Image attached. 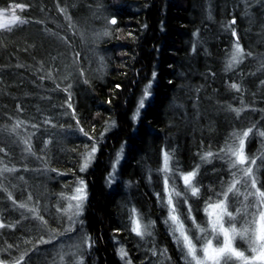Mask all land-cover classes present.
<instances>
[{"label": "trees", "instance_id": "trees-1", "mask_svg": "<svg viewBox=\"0 0 264 264\" xmlns=\"http://www.w3.org/2000/svg\"><path fill=\"white\" fill-rule=\"evenodd\" d=\"M13 7L24 22L0 28V261L190 264L162 203L161 160L170 154L173 178L197 173L199 195L174 198L186 229L236 178L228 149L248 129L264 191V0H0ZM77 181L87 198L73 219Z\"/></svg>", "mask_w": 264, "mask_h": 264}, {"label": "snow or ice", "instance_id": "snow-or-ice-1", "mask_svg": "<svg viewBox=\"0 0 264 264\" xmlns=\"http://www.w3.org/2000/svg\"><path fill=\"white\" fill-rule=\"evenodd\" d=\"M21 11H23V8H21ZM6 12L4 10H0V16H5ZM23 19L21 17H17L15 21H8L6 23L0 24V28L2 27H8L12 23H23ZM112 24L116 23L115 19H112L110 21ZM234 23V21H233ZM107 33H105L106 35ZM235 35V32L233 33ZM243 56V50L239 46V44H236L234 46V51L232 53L231 59L229 60V67H234L235 64H237L240 59ZM153 78H155V73L153 74ZM151 87V82L149 83L148 87L144 89V98L141 99L139 102V108L137 109V116L140 114V111L145 107V100L149 97V88ZM233 88H236L237 85L233 84ZM237 111V114H239V110ZM252 129H248L247 131L243 132V136L239 139V148L236 149L234 146L229 149L231 154L236 157V161L240 164L245 163V158L243 155L244 152V145H245V139L250 134ZM261 136H264V132L260 133ZM223 151V150H222ZM96 152L95 146L92 147L91 153L89 154V157L91 158L92 155ZM121 152H123V149H121ZM212 153L208 152L204 157H202L203 160H208L210 157H212ZM120 155L117 156V163L119 162ZM171 159V156L168 152H164L163 154V167L161 171L165 174L164 175V194L166 196V201L162 200V203L166 202L168 207V221L171 222L172 231L173 234L179 233V237L177 238V242L182 239L185 248L187 249L188 254L191 256L192 260L195 261V264H205L204 260L198 259L196 255V249L193 245L192 241L189 238V235L186 234L184 229V224L182 223L180 216L177 215V207L179 202L174 203V198L180 197L181 192L177 191L176 188L170 187V180L171 177L169 175L170 168H169V161ZM252 163H255V161H252ZM87 167V165H85ZM230 167L235 168V163H230ZM83 171V169H81ZM116 171V164H113L112 166V172L115 173ZM248 173H251V169L247 170ZM196 171H189L186 174H183L181 179L183 181V184L186 189H190L192 196H198L200 189L195 185V178H196ZM111 181V176H110ZM257 179L254 178L252 181V188L256 189L255 193L248 192V196L255 195L257 197V201L259 204L264 205V191H261L259 188H257ZM172 184H175V181H172ZM80 187L76 190L77 195L73 196L72 199L78 201V203L75 205L76 213L79 214L83 202L87 198V192H86V186L84 185V182H80ZM233 189L229 187L228 192H231ZM159 197V194H157ZM225 197H227V193H225ZM247 198V197H246ZM187 203V199L184 201ZM71 207V206H70ZM209 208L213 211H208L209 217H215L214 220L210 219V223L212 226L213 232H218L223 235V245L217 248H213V241L211 239L207 240L206 246L203 248V256L205 260L210 261L211 264H221L223 261V264H229V261H231L233 258L239 260L241 264H264V211H261L259 213V220L257 221L258 229L255 235V240L250 241V245H256L251 247V251L253 255L246 256L245 251L237 250V248L233 247V241L236 238L237 235H239L241 238H245L247 229L241 232H237V230L232 227L230 229H226L223 225V219L225 216L229 217V220L232 219V213L228 211L227 205L224 201H220L215 204L209 205ZM218 210V211H216ZM133 215L131 219L132 224V231L136 233L137 235L143 236L145 234V231L142 230L141 227V217H138L136 214V209L132 210ZM189 212H191V208H189ZM166 221V222H168ZM195 223V221H194ZM203 231V229H201ZM119 254L121 258L123 259L127 253L125 249L122 247L119 249Z\"/></svg>", "mask_w": 264, "mask_h": 264}, {"label": "rangeland", "instance_id": "rangeland-1", "mask_svg": "<svg viewBox=\"0 0 264 264\" xmlns=\"http://www.w3.org/2000/svg\"><path fill=\"white\" fill-rule=\"evenodd\" d=\"M17 10H18L17 7L8 8V10L4 9V11L6 12V15L0 16V24L6 23L7 20L8 21H15L16 20L15 19V13L17 12ZM14 24L15 23H12L8 27L13 26ZM8 27H2V28H8ZM234 147L236 149H238L239 148V142L236 145H234ZM244 150H245V146H244ZM228 153L230 155H232L231 152L229 151V149H228ZM243 155L245 158L244 164L238 163L236 161V157L233 156L231 162H229L228 167H227L231 171H235V169H236V171L238 172L236 178H235V176H232L233 178L229 182V187H231L233 190L231 192H228V190H224V192L221 196L222 197L221 199L208 202L202 211H198L199 215H200L199 217H201L200 220H197V218L194 216L191 217V220L187 224L188 225L187 229L189 227L192 228L193 234L189 233L190 228L187 231V229L184 227L186 234L189 235L190 240L192 241L193 245L195 246L197 258L204 260L205 264H211L210 261L205 260V258L203 256V251H202L203 248L207 244V240L211 239L213 241V248H217V247H220L223 245V235L218 232V229H217V232H213V230H212L210 219L214 220L215 217L213 216L210 218L209 215L207 214L208 211H213L212 209L209 208V205L218 203L220 201H224L227 205L228 211L232 213V219L231 220H229V217H227V216L224 217V219H223L224 227L226 229H230V228L234 227L238 233L247 229L245 238H241L239 235L236 236V238L233 241V247L237 248V250L245 251L246 256L253 255V253L251 251V247L256 246V245H250V241L255 240V235H256V232L258 229L257 221L259 220V213L261 211H264V205L258 203L257 197L255 195H252V196L247 195L248 192L255 193L256 189L252 188L251 185H252L253 177H252V174L248 173V171H247L248 169H250V166H253V163H252L253 160L248 159V157L245 156L244 152H243ZM161 161H162V167H163V159ZM230 163H235L236 167L235 168L230 167ZM242 167H244V168H242ZM170 173L171 172H169V175H170ZM186 173L187 172H182L181 174L179 173L178 174L179 179L173 178L170 175L172 180L170 181L169 186L170 187L174 186L176 188V190L180 191V192L187 191V195L190 196L191 195L190 189L185 188L183 181L181 179L182 175L186 174ZM172 181H175L174 185L172 184ZM80 182L81 181H77L75 187L73 188L72 193L70 194L67 202L65 203V207H67L66 210L72 214L73 219H75L76 215H77V214H75L76 213L75 205L78 203V201L72 199V197L77 195L76 190L81 186ZM240 182H241V184H244V189L239 188ZM179 187H181V190L179 189ZM236 188H239V189H236ZM162 189H163L162 192H164V181L162 183ZM226 189H229V188H226ZM225 193H227V197H225ZM228 196H230V197L228 198ZM164 197L166 200L165 194H164ZM216 211H218V210H216ZM177 212H178V210H177ZM183 212L185 214H187L188 216H190L188 205H186V207L183 209ZM177 215H179V213H177ZM181 215H183V214H181ZM194 221H195V223H194ZM197 221H199V222H197ZM201 229H203V231H201ZM75 236H73V237H75ZM175 237L177 240V238L179 237V233H175ZM72 242H73L72 245H70L69 243L66 245L67 250L70 251L71 254L72 253L76 254V252L80 253V251H81L80 250L81 249L80 244L82 243L81 240L80 239H74V240H72ZM76 244H78L79 246ZM178 245H180L183 248V251L189 257L190 264H195V261H193L191 256L188 254L187 249L185 248L182 239H180V241L178 242ZM0 264H6V263L0 261ZM221 264H223V261L221 262ZM229 264H241V262L239 260L233 258L231 261H229Z\"/></svg>", "mask_w": 264, "mask_h": 264}]
</instances>
